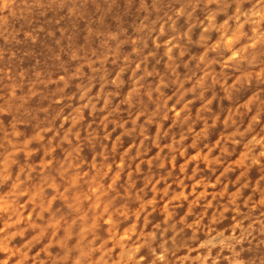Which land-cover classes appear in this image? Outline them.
Masks as SVG:
<instances>
[{
    "label": "clouds",
    "instance_id": "9594fccd",
    "mask_svg": "<svg viewBox=\"0 0 264 264\" xmlns=\"http://www.w3.org/2000/svg\"><path fill=\"white\" fill-rule=\"evenodd\" d=\"M0 264H264V0H0Z\"/></svg>",
    "mask_w": 264,
    "mask_h": 264
}]
</instances>
